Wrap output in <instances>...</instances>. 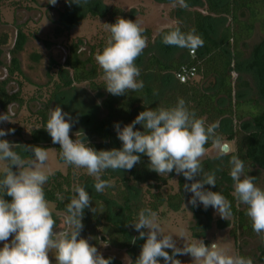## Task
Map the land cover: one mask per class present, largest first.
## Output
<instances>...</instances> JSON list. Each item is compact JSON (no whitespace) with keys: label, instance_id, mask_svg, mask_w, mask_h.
<instances>
[{"label":"clouds","instance_id":"1","mask_svg":"<svg viewBox=\"0 0 264 264\" xmlns=\"http://www.w3.org/2000/svg\"><path fill=\"white\" fill-rule=\"evenodd\" d=\"M53 6L57 0H47ZM89 0H66L83 7ZM180 7L187 8L186 0H175ZM109 33L102 51L94 57L103 72L104 88L114 96L138 92L143 89L140 68L135 61L148 46L145 29L138 20L118 17L113 24H105ZM161 29V41L166 46L185 48L195 54L204 44L193 28L182 31L179 24L167 25ZM10 109L0 114V122H12ZM73 117L60 106L49 109L45 129L53 144L60 145L59 157L68 166L86 170L94 178V189L103 193L113 187L102 179L106 170H131L141 162V155L149 159V167L161 176L173 171L182 174L186 180L184 189L192 193L188 203L202 204L205 209L214 208L221 218L232 216V203L221 192L211 191L205 185L217 184L216 172L205 171L202 160L207 154L206 145L217 150L216 159L229 156V176L233 181V196L242 205L251 221L253 231L264 243V188L255 183L256 177L245 171V163L237 154H231L229 145L217 133L218 123L206 124L194 110H190L183 98H178L170 107L146 108L123 128L114 124L120 149L96 150L89 146L83 133L70 137ZM142 125L143 131L136 130ZM0 128V137L14 133ZM21 149L26 155L15 149ZM49 152L40 146L19 145L0 139V264H111L112 258H105L98 248L81 237L84 227L82 219L92 198L84 186L73 188V195L65 208L63 225L57 229V220L46 198L45 185L54 173L48 168ZM13 168L16 170L14 171ZM197 176L201 179H195ZM5 195L11 200L5 199ZM61 200L63 197L61 196ZM131 226L139 233L132 239H143L139 256L134 264H182L178 255H190L192 264H254L251 257L231 253L226 247L213 242L206 245L201 239H189L183 230L174 235L165 233L158 221L157 213L151 208L140 209ZM183 240L178 247L173 237ZM11 240L9 242V238ZM171 250V254L169 251Z\"/></svg>","mask_w":264,"mask_h":264},{"label":"trees","instance_id":"2","mask_svg":"<svg viewBox=\"0 0 264 264\" xmlns=\"http://www.w3.org/2000/svg\"><path fill=\"white\" fill-rule=\"evenodd\" d=\"M35 0H0V6L8 4L14 7H27L31 9L30 3ZM172 1V0H170ZM175 1V0H173ZM193 2L191 7L189 2ZM187 8L176 4L172 14L177 19L182 31L196 30L204 44L196 50L194 57L189 55L186 60L174 58L169 62L162 61L154 54L147 58L145 66L140 69L144 87L138 92H129L125 95L114 96L110 93L102 101L103 109L106 111L104 117L89 131L90 147L96 150H110L112 137L117 134L114 124L120 127L130 124L136 116L146 108L170 107L175 105L178 98H183L190 110H194L198 117L203 118L206 124L221 123L225 117H232L237 123L243 124L244 128L234 129L227 133L217 128V133L222 137L224 143L234 142L235 151L245 163V171L255 176V183L261 179L264 173V0H186ZM70 4V3H66ZM107 21L116 22L118 17L131 19L130 14L118 5H111L101 14ZM222 16L229 23L218 33L214 34L207 27L206 20L212 16ZM132 20V19H131ZM260 30L262 39L251 62L253 80L256 86V94L245 98H235L236 91L242 86H249V82L234 80L233 71L242 72L244 68L245 43L250 40L256 31ZM144 35L151 46L154 33L150 27H145ZM40 39L39 36L33 35ZM108 35L96 40L91 45V55L83 60L79 57L76 43L70 46V57L67 65L73 70L72 80H60L55 83V88L36 87L34 97L44 103V107L32 114L23 124L11 126L15 132L11 135L22 140L23 145L40 146V138L45 130L48 119L49 108L52 100L64 88L74 83L89 82L94 90H106L104 88L103 72L97 65L94 57L98 51H102ZM28 35L22 27L18 28V38L15 49L12 51V61L9 66V77L0 81V107L6 108L11 102L24 104L22 93L19 91L10 94L7 90L9 81L21 73L18 53L24 48ZM147 46V47H148ZM3 50L0 47V65ZM196 66L197 76L187 82H180L176 73L182 65ZM174 77L172 85L169 80ZM170 78V79H169ZM212 79V80H211ZM211 80V86L215 90L205 87V82ZM170 83H172L170 81ZM22 89L23 84L20 83ZM32 98V99H33ZM228 99V105L222 106L220 99ZM29 125V138H25L26 126ZM136 130L143 131L142 125H136ZM58 150L59 144H55ZM230 146V144H229ZM213 147L211 142L206 145L209 149ZM231 148V147H230ZM60 151V150H59ZM24 155H26L24 153ZM229 156L223 158L221 174L223 178L229 176ZM149 159L146 156L131 170H106L102 179L108 180L113 187L107 188L103 193L94 189V178L87 175L84 169H75L68 166L66 173L55 171L50 176L45 186V194L48 201L56 202L58 210L65 212L67 203L73 195V188L79 184L89 192L92 203L89 209L84 210L81 237L89 239V242L97 248L103 243L108 247L130 251L132 248V237H138L139 233L131 226V222L137 219L142 208H151L160 213L163 207L168 211L179 212L183 210L185 197L182 194L184 185L187 183L185 177L177 175L175 171L161 176L149 167ZM177 178L179 190L164 193L163 187L169 185L173 178ZM133 190L139 193V199H134ZM232 203V216L234 220V235L237 231L248 237H259L252 229L251 221L247 217L246 206L240 204L233 196V187L225 186L218 188ZM61 196L63 200H61ZM211 211L208 207L197 206L193 212V224L191 233L194 238L200 237L207 231L210 225ZM258 253L242 256L251 257L254 264H264V243L258 247Z\"/></svg>","mask_w":264,"mask_h":264},{"label":"rangeland","instance_id":"3","mask_svg":"<svg viewBox=\"0 0 264 264\" xmlns=\"http://www.w3.org/2000/svg\"><path fill=\"white\" fill-rule=\"evenodd\" d=\"M219 2H224L226 0H218ZM190 6L193 7V2H189ZM31 11H21L19 14L20 20L24 22L28 21L30 27L35 25L39 28L40 36L48 39L57 40V44H65L68 39L78 38L81 44L85 45V41H93L100 38H104L109 35L105 24H113L115 22L107 21L102 17V13L106 10L107 7L111 5H118L126 10L133 21L138 20L143 28L150 27L154 30L155 36L151 46H148L143 54L137 58L135 61L136 65L142 69L147 61V58L150 54H154L159 57L164 62H169L174 58H180L186 60L188 57L187 51L185 48H179L175 46H166L161 41V29H166L167 25H176L177 19L173 16L172 11L176 6L175 1L170 0H89V2L83 7L71 3L69 8H66L65 0H57L55 6L49 4L47 0H36V2L30 3ZM66 16L61 17L60 12H66ZM14 15V14H13ZM10 11L9 6L5 5L2 8V15L0 16L1 22L8 21L12 22L14 16ZM58 22H55L58 20ZM229 23L228 18L222 16H212L206 20L207 27L214 34H218L227 24ZM35 28V27H33ZM56 28V29H55ZM59 28V29H58ZM14 32V28L1 26L0 34ZM57 33L58 36H54ZM97 38V39H96ZM262 35L260 30L256 29L254 36L248 40L244 47V68L242 72L233 71L234 80L242 83L243 81L249 82V86L240 87L236 93L235 98L239 97H251L256 94V86L253 80V71L251 70V62L254 57V54L261 42ZM85 45V50H83V56L88 55V48ZM41 54L42 58L39 62H36L33 58L35 54ZM63 50L57 48L54 50V56L57 59L63 57ZM22 55V62L25 74L30 78L31 81L36 83H45L47 78L45 77V71L48 66V52L45 50L43 45L35 40H32L30 45L24 51ZM2 74V70L0 72ZM65 78L70 79V71L65 72ZM170 79V78H169ZM174 77L169 80L168 85H172L174 82ZM212 80V79H211ZM206 81L205 87L209 90H215L211 86L212 81ZM170 81L172 83H170ZM16 84L10 85V91H16ZM24 95L26 100H29L30 96L35 92L36 88L31 83H24ZM105 92H96L91 91L87 83L73 87L70 90L63 92L55 101L54 107L60 106L63 111L69 113L73 120V127L71 130L72 135L75 136V133L81 132L87 139V132L100 120L103 116L104 111L100 105L101 99L104 96ZM20 109L15 117H10L12 122H2L0 128H3L5 131L10 128V124H15L17 127L19 125L20 119H23L25 122L33 112L37 110V103H30ZM220 104L222 106L228 105V99L221 98ZM17 109V108H16ZM244 128L243 124H239L232 117H225L219 124V130L222 132H229L234 129ZM26 129H29V125L26 126ZM13 135V134H12ZM16 136H12L11 139H7L10 143L19 144L20 141H17ZM25 137H29V133H25ZM52 139L48 132L43 136V144H50ZM230 144L231 150L234 149V142L228 141ZM113 148L120 149L122 147V142L118 139L117 134L112 138ZM48 149L49 152V161L48 168L52 172L56 170H61L62 172L67 171V165L59 159L58 151L55 146L49 145L44 147ZM18 152H21V149H15ZM22 153V152H21ZM217 150L214 148L207 151V154L202 160L203 168L205 171H212L215 169H220L216 172L217 184L215 186L205 185V188L211 191H215L217 188H222L224 186H232L233 181L230 177L224 179L221 176V170L223 166V159H216ZM146 155H141V160L144 159ZM15 171L16 169L13 168ZM261 179L258 183V187L264 188V173L261 174ZM195 179H201L197 176ZM193 181H187L188 184H191ZM178 191V181L177 178L170 180L169 185L164 188V192H175ZM138 197V193L136 194ZM185 196V205L184 209L181 212H171L165 211L162 209L160 213H157L158 221L161 223L165 233H171L177 235L181 230L184 231L185 235L189 239L192 238L189 231V227L192 224V205L188 203L192 193L183 191ZM50 207L53 210L54 216L59 213L55 209V203L49 202ZM203 206L202 204H198ZM194 207V206H193ZM210 210L212 211V220L208 231L202 235L201 240L204 241L206 245H210L213 242L220 244L221 246L226 247L233 254H254L258 253V247L261 245V240L259 237H248L241 233L240 230L237 231V237L232 235V230L235 229L232 219L229 217L228 220L221 218V216L216 212L211 206ZM163 212V213H162ZM63 217V216H60ZM134 237H132L133 239ZM177 241V246H183V240L177 237H173ZM11 237L9 238V242ZM143 239H137L133 243L130 251L123 249H117L113 247H108L105 244H101L98 247V250L102 253L105 258L111 257V264H134L136 258L139 256L141 251V246L143 245ZM0 247H3V242H0ZM171 254V250H167ZM52 264H55L54 256H51ZM177 259L182 261V264H192V258L190 255H178ZM160 264H164L162 258H160Z\"/></svg>","mask_w":264,"mask_h":264},{"label":"flooded vegetation","instance_id":"4","mask_svg":"<svg viewBox=\"0 0 264 264\" xmlns=\"http://www.w3.org/2000/svg\"><path fill=\"white\" fill-rule=\"evenodd\" d=\"M34 2H36V0L34 1ZM6 5V4H5ZM5 5H2V6H0V16L2 15V8L5 6ZM31 5V4H30ZM65 5H66V8H69L70 7V5L71 4H66V0H65ZM7 6H9V8H10V11L12 12V15L14 16V20L12 21V22H8V21H3V22H1L2 20H0V27L1 26H6V27H11V28H14V32H9V34L7 33H2V34H0V47L2 48V50H3V54H2V56H1V60H2V65H0V72H1V70H2V74L3 75H0V81H5V80H7L8 79V77H9V66L11 65V61H12V51L15 49V46H16V43H17V38H18V28L19 27H22L23 28V31L28 35V39H27V42H26V44L24 45V48L18 53V58H19V60H20V65H21V73L20 74H16L12 79H11V81H9V83H8V85H7V90H8V92L10 93V94H14V93H17V92H21L22 93V97H23V99H24V104L23 105H20L18 102H11L10 104H8L7 105V107L6 108H2V107H0V114H5V113H7L8 111H9V109H10V113H11V116L10 117H15L16 115H17V113H18V109H20V108H22V107H24V106H26L28 103V101H29V104L30 103H37V105H38V107H37V110L35 111V112H33L32 114H34V113H36V112H38L39 111V109L40 108H43L44 107V103L42 102H39L38 100H36L35 98H33L34 97V93L30 96V98H29V100H26V96L24 95V83H31L32 85H34L35 86V88L36 87H51L52 89H54L55 88V83L56 82H59L60 80H72V78H73V70L67 65V62H68V58L70 57V46H71V44L72 43H76L77 44V46H78V50H77V53H78V55H79V57L81 58V59H83V60H86L90 55H91V45L93 44V41L91 42V41H85V45L87 46L86 48H88V55L87 56H83L82 54H83V50H85V45H83V44H81V42L79 41V39L78 38H74V39H68L67 40V42L65 43V44H57V40H55V39H48V38H43L42 36H40V31H39V28H37V26H35V25H33V26H31L30 27V25H29V23H28V21H26L27 20V18H26V20L24 21V22H22L21 20H20V17H19V14H20V12L21 11H27V12H29V11H31V9H28L27 7H14V6H10V5H7ZM66 13H67V10H66V12H64V11H61L60 12V15H61V17H64V16H66ZM59 21V19L58 20H56L55 22H58ZM33 27H35V28H33ZM56 29V28H55ZM59 29V28H58ZM153 33L155 34V32H154V30H153ZM33 35H37V36H39V38L40 39H36V38H34V36ZM54 36H58V34L57 33H55L54 34ZM155 36V35H154ZM97 39V38H96ZM101 39V38H100ZM32 40H35V41H37V42H39V43H41L42 45H43V47L45 48V50L48 52V66H47V68H46V71H45V77L47 78V81L45 82V83H41V84H39V83H36V82H33V81H31L30 80V78L29 77H27L26 76V74H25V71H24V68H23V62H22V53H24V51L27 49V47L30 45V43H31V41ZM57 48H61L62 50H63V57L61 58V59H57L55 56H54V50L55 49H57ZM33 58H34V60L36 61V62H39L40 60H41V58H42V55L41 54H35V55H33ZM66 71H70V73H71V77H70V79H66L65 78V72ZM20 83H22L23 84V87H22V89H21V87H20ZM84 83H87L88 85H89V88H90V90L91 91H96V92H105V94H104V96L102 97V99H101V102H100V105H101V107H102V109H103V106H102V101H103V99L107 96V94H108V92L106 91V90H94V89H92L91 88V86H90V83L89 82H80V83H74L72 86H70V87H67V88H64L62 91H60V92H58V94L55 96V98L52 100V102H51V105H50V108L49 109H51V108H53V106H54V103H55V101L57 100V98L63 93V92H65V91H67V90H70V89H72L73 87H76V86H78V85H81V84H84ZM11 84H16L17 85V89H16V91H10V85ZM33 98V99H32ZM17 108V109H16ZM103 111H104V114H103V116L100 118V120L104 117V115L106 114V111L103 109ZM100 120L96 123V124H98L99 122H100ZM2 122H0V124H1ZM24 122H23V119L21 120L20 119V121H19V125L20 124H23ZM10 124V128H11V126H15V124H11V123H9ZM95 124V125H96ZM18 125V126H19ZM94 125V126H95ZM93 126V127H94ZM92 127V128H93ZM91 128V129H92ZM15 129V128H14ZM90 129V130H91ZM89 130V131H90ZM89 131L87 132V141L89 142V146H90V139H89ZM26 132H28V130H26ZM29 133V132H28ZM46 133V129L44 130V132L42 133V135H41V138H40V144H41V147H46V146H49V145H52V146H55V144H53L52 142L50 143V144H46V145H44L43 144V136H44V134ZM12 136H14V135H11V133H9L8 135H6V136H4V137H0V139H11L12 138ZM114 136V135H113ZM29 137H30V134H29ZM29 137H25V138H29ZM70 137L72 138V139H75L76 137L74 136V135H72V134H70ZM16 139H17V141H20V145H23V142H22V140L21 139H19L17 136L15 137ZM113 138V137H112ZM227 144V143H226ZM229 145V144H228ZM113 146V145H112ZM56 148H57V146H55ZM230 147V146H229ZM212 148H214V146L213 147H211V148H209L208 150H210V149H212ZM231 149V148H230ZM57 151H58V156H59V150H58V148H57ZM234 151H232V153H233ZM231 153V154H232ZM21 155H24V153L22 152L21 153ZM59 159H60V157H59ZM61 160V159H60ZM62 161V160H61ZM67 170H68V165H67ZM56 171H58V170H56ZM59 171H61V170H59ZM55 172V171H54ZM53 172V173H54ZM62 172V171H61ZM67 172V171H66ZM66 172H63V173H66ZM221 176H222V174H221ZM222 178H223V176H222ZM225 179V178H224ZM188 181V180H187ZM47 185V184H46ZM45 185V186H46ZM168 186V185H167ZM167 186H165V187H167ZM165 187H163V192H164V188ZM225 187V186H224ZM224 187H222V188H224ZM218 189V188H217ZM216 189V190H217ZM178 190H179V187H178ZM215 190V191H216ZM138 193V191L137 190H133V194H134V199H139V197H137L136 198V194ZM164 193H166V192H164ZM167 193H171V192H167ZM139 194V193H138ZM182 194H183V191H182ZM139 196V195H138ZM185 197V196H184ZM5 199H7V200H11V198L10 197H8L7 195H5V197H4ZM49 202H52V201H49ZM55 204H56V202H54ZM57 205V204H56ZM56 205H55V209L57 210V211H60V210H58L57 209V207H56ZM185 205V204H184ZM198 206H201V205H198ZM197 206H194L193 207V205H192V209H191V211H192V221H194V217H193V212H194V208H196ZM210 208V207H209ZM162 209H165V211H168L167 209H166V207H163ZM184 209V208H183ZM211 211V210H210ZM60 212H62V213H59V215L57 214L56 216H54L55 217V219L57 220V229L59 230V229H61V228H63L64 227V225H63V217H60V216H63L64 214H65V212H63V211H60ZM171 212H175V211H171ZM179 212H181V211H179ZM163 213V212H162ZM212 218V211H211V215H210V220H212L211 219ZM231 219H232V221H233V224H234V220H233V217H230ZM211 223V222H210ZM192 224H193V222H192ZM192 224L190 225V227H189V231H190V233H191V226H192ZM209 227H210V225H209ZM208 227V228H209ZM207 231H208V229H207ZM207 231H205L203 234H201L200 235V237H198V238H196V239H199V238H201L202 237V235H204ZM232 235L233 236H235L234 235V229L232 230ZM191 236H192V233H191ZM236 237V236H235ZM192 238H194L193 236H192ZM127 251V250H126Z\"/></svg>","mask_w":264,"mask_h":264},{"label":"built area","instance_id":"5","mask_svg":"<svg viewBox=\"0 0 264 264\" xmlns=\"http://www.w3.org/2000/svg\"><path fill=\"white\" fill-rule=\"evenodd\" d=\"M189 55L194 57L196 55V52L194 55L189 52ZM196 76H197L196 66H190L186 64L182 65L179 71L176 73V78L182 83L187 82L188 80H191Z\"/></svg>","mask_w":264,"mask_h":264},{"label":"crops","instance_id":"6","mask_svg":"<svg viewBox=\"0 0 264 264\" xmlns=\"http://www.w3.org/2000/svg\"><path fill=\"white\" fill-rule=\"evenodd\" d=\"M6 5H8V4H6Z\"/></svg>","mask_w":264,"mask_h":264}]
</instances>
